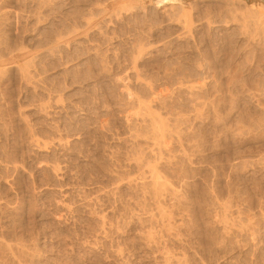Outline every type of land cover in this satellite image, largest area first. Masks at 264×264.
Returning a JSON list of instances; mask_svg holds the SVG:
<instances>
[{
    "label": "rangeland",
    "instance_id": "374dc122",
    "mask_svg": "<svg viewBox=\"0 0 264 264\" xmlns=\"http://www.w3.org/2000/svg\"><path fill=\"white\" fill-rule=\"evenodd\" d=\"M9 1L5 9L10 11L4 9L7 15L0 19L1 53L5 59L19 56L21 66L26 64L23 57L27 55L24 60H30L28 69L34 78L33 85L24 84L19 70L12 67L10 89L13 98L18 99L17 106L10 111L0 102V264H163L159 252L156 250L154 254L152 250L155 247L144 244L147 231L152 235L156 230L154 236H161L160 233L166 236V239L156 237L158 247L160 241L166 240L161 250L168 248L169 255L182 260L186 256L189 260L185 258L184 264H264V214H261L264 213V30L251 18H241L238 13L236 20H232L226 8L220 10V6L227 7L231 0H180L182 3L166 0L161 3L158 2L162 0H136L134 3V0L130 5L134 12L126 8L124 11L128 13L122 14V18L107 23L106 17H100L105 24L98 17L95 20L99 24L93 20L87 24V20L90 11L106 0H51L50 5L44 6L34 0ZM239 2L257 10L264 4V0ZM239 2L234 0V5ZM180 4L186 10L190 9L188 4L192 5L188 10L191 22L187 20V25L179 19L183 18ZM14 11L21 12H18L17 23ZM181 23L187 26L185 32ZM72 28L75 32L67 38V30L70 32ZM60 34L66 38L59 40L63 43L58 42V50L51 45ZM141 45L142 48L144 45L143 50ZM50 47L56 52L53 57L48 55ZM137 49H141V54ZM125 84L132 96L136 93L135 96L155 109V114L163 117L172 135L177 134L171 140L166 139L165 156L161 161L147 157L148 130L142 134L145 128L139 124L137 109L132 111L131 104L129 107L126 103L128 98L122 90ZM49 95L54 96V100L61 98L60 104L54 106L53 100L48 103ZM124 101L127 105L121 103ZM44 103L45 106L51 103L47 107L50 114L46 116L39 113V105ZM13 114L23 139L16 141L17 144L11 137ZM28 129L41 140L50 142L49 148L36 150L26 145L24 137ZM135 134L141 135L137 141L133 138ZM17 145L22 147L24 155L19 183L11 168ZM138 155H143V159ZM137 157L144 161L148 158L147 164L159 163L156 168L163 174L161 178H166L167 183L170 181L172 188L176 186L179 196L173 188L177 195H165L175 199L164 195L161 197L164 202L160 200L162 205H157L155 198L153 201L154 191L142 186L139 179L142 170L134 162ZM56 164L58 173L50 171ZM173 200H177L176 203L171 202ZM228 201L231 208L227 210L228 206L223 204L229 205ZM155 202L156 207L162 209L163 206V211L172 212H169L172 215L169 222L160 223L164 226L170 223L173 229L177 227L178 237L170 226L168 232L173 230L176 237L173 232L167 235L163 232ZM221 209L225 213L220 212ZM190 212H194L197 221L190 217ZM218 212L225 217L230 213L227 222ZM100 216L105 221L103 229L96 220ZM217 219L219 223L228 224V231L224 228L225 222L218 224ZM191 220L195 221L191 222L192 226ZM233 222L243 227L247 224L246 228L251 229H247L248 232ZM151 228L156 230L152 232ZM171 234L173 236H169ZM7 246L14 252L10 253ZM20 249H24L23 254ZM114 250H120L123 255ZM175 257L173 263L178 260ZM199 258H205V262L200 263ZM176 261L178 264L179 260Z\"/></svg>",
    "mask_w": 264,
    "mask_h": 264
},
{
    "label": "bare ground",
    "instance_id": "6f19581e",
    "mask_svg": "<svg viewBox=\"0 0 264 264\" xmlns=\"http://www.w3.org/2000/svg\"><path fill=\"white\" fill-rule=\"evenodd\" d=\"M8 1L9 0H0V19H1V17L5 14V16L7 15V10H9V9H5L6 7H7V5L9 4L8 3ZM16 1H18V0H16ZM34 1H37L38 3H40V4H42L43 6L44 5H50L51 4V0H34ZM133 1L134 0H106V1H102V2H100V3H98L96 6H95V8H93L91 11H90V13H89V15H90V18H89V20H87L88 21V23L87 22H85V23H87V24H89L90 22V20H93V22H95V21H97V20H95V19H97L96 17H98V18H100V17H102V19H103V17H106V19H107V21H105L106 23L107 22H109V21H113V19H115L116 21H117V19L118 18H122V14H126V13H128L127 12V10H129L130 9V11L129 12H134V10L133 9H131L133 6H131V8H130V5H132V3H133ZM163 1H165V0H162V1H159L158 3H161V2H163ZM167 1H169V2H174V3H177V2H179V3H182V1H180V0H166V2ZM225 1V0H224ZM232 2H230L229 4H226V6L227 7H225V5H224V7L222 6H220L219 8H220V10L221 9H225L226 8V10H225V12H228L229 14H231V16H232V20H236V15L239 13L240 15H238L239 17H241L242 18V16H243V18H247V19H249V18H251L252 19V22H255V23H257L259 26H260V30H264V29H262V28H264V4H260L259 6H258V10L256 9H254L253 7H251L250 6V8L248 7H245V4L244 5H242V3L241 2H239V0H238V2H239V4L236 6V5H234V0H231ZM9 2H11V0L9 1ZM33 2V1H32ZM55 2V1H54ZM136 2V0L134 1V3ZM228 2V1H227ZM8 3V4H7ZM157 3V4H158ZM173 3V4H174ZM236 3V2H235ZM241 3V4H240ZM37 5H39V4H37ZM135 5V4H134ZM136 5H137V3H136ZM135 5V6H136ZM181 6V8L179 9V11H181L180 13L182 14V16H183V18L181 17V14H180V17L181 18H179L180 20L182 19L183 20V22L185 23V21H186V24L185 25H187V20H190V21H188V22H191V19H189L190 18V12L188 13V10L190 11V9L192 8L191 6V4H188V6L190 5V9H188V10H186L183 6H182V4H180ZM221 5V4H220ZM172 6H174V5H172ZM171 6V7H172ZM177 6V5H176ZM179 6V5H178ZM217 6V5H216ZM245 8H244V7ZM10 7V6H9ZM8 7V8H9ZM37 7V6H36ZM41 8V7H40ZM126 8H128L126 11H124ZM136 8H137V6H136ZM170 8V7H169ZM176 8H178V7H176ZM215 8V7H214ZM7 11V12H5V10ZM89 9V8H88ZM139 9V8H138ZM137 9V10H138ZM172 9V8H171ZM13 10V9H12ZM29 10V9H28ZM141 10V9H140ZM140 10H138V11H140ZM170 10V9H169ZM10 11V10H9ZM176 11V10H175ZM192 11V10H191ZM210 11V10H209ZM242 11V12H241ZM14 12H17V11H14ZM18 12H20V11H18ZM18 12L17 13H15V22L17 23V19L18 18H20L19 17V14L21 13H19L18 14ZM79 12V11H78ZM161 12V11H160ZM165 12H167V11H165ZM172 12V11H171ZM221 12V11H220ZM10 13V12H9ZM12 13V12H11ZM10 13V14H11ZM135 13H136V11H135ZM143 13V12H142ZM162 13V12H161ZM168 13V12H167ZM10 14H8V16L10 15ZM12 14H14V13H12ZM32 14H34V13H32ZM139 14V13H138ZM152 14V13H151ZM227 14V13H226ZM78 15H79V13H78ZM83 15V14H82ZM130 15V14H129ZM173 15V14H172ZM207 15V14H206ZM245 15H247V16H245ZM11 16V15H10ZM26 16V15H25ZM126 16V15H125ZM148 16V15H147ZM165 16H166V13H165ZM169 16V15H168ZM230 16V17H231ZM23 17V16H22ZM172 17V16H171ZM175 17V16H174ZM192 17V16H191ZM205 17V16H204ZM208 17V16H207ZM228 17H229V15H228ZM7 18V17H6ZM84 18H87V17H84ZM168 18V17H167ZM241 18H239V19H241ZM11 19V18H10ZM10 19H9V21H10ZM14 19V18H13ZM28 19V18H27ZM83 19V18H82ZM101 19V18H100ZM101 19V20H102ZM207 19V18H206ZM210 19V18H209ZM212 19V18H211ZM219 19V18H218ZM251 19H250V21H251ZM21 20V19H20ZM84 20V19H83ZM109 20V21H108ZM131 20V19H130ZM129 20V21H130ZM171 20V19H170ZM225 20V19H224ZM232 20H230V21H232ZM80 21V20H79ZM85 21V20H84ZM103 21V20H102ZM103 21V23L105 24V22ZM116 21H114V22H116ZM119 21V20H118ZM176 21V20H175ZM202 21V20H201ZM206 21V20H205ZM211 21V20H210ZM209 21V22H210ZM223 21V20H222ZM229 21V20H228ZM3 22V21H2ZM20 22V21H19ZM19 22H18V24H19ZM92 22V21H91ZM92 22V23H93ZM167 22V21H166ZM171 22V21H170ZM177 22H181V21H177ZM220 22V21H219ZM225 22H227V20H225ZM224 21H223V23H225ZM91 23V24H92ZM97 23H98V21H97ZM113 23V22H112ZM138 23V22H137ZM206 23H208V21H206ZM211 23H212V21H211ZM221 23V22H220ZM228 23V22H227ZM255 23H252V25L253 24H255ZM69 24V23H68ZM94 24V23H93ZM99 24V23H98ZM98 24H96V28H97V25ZM180 24V23H179ZM182 24V23H181ZM190 23H188V25H189ZM212 24H214V23H212ZM83 25V24H82ZM107 25V24H106ZM177 25H178V23H177ZM183 25L184 24H182L181 25V27L183 28ZM184 25V26H185ZM209 25V24H208ZM15 26H16V24H15ZM101 26V25H100ZM226 26V25H225ZM254 26V25H253ZM258 26V27H259ZM261 26H262V28H261ZM1 27L2 26H0V45H1V43H2V31H1ZM52 27V26H51ZM69 27V26H68ZM86 27V26H85ZM89 26H87V28H88ZM92 27V26H91ZM99 27V26H98ZM102 27V26H101ZM105 27V26H104ZM180 27V28H181ZM186 27L187 26H185V28H183L184 29V32L186 31ZM254 27H256V25L254 26ZM65 29H67L66 27H64ZM70 28V27H69ZM84 28V27H83ZM106 28V27H105ZM189 28V27H188ZM257 28V27H256ZM62 29V28H61ZM74 28H72V30H70V32L67 30V38L70 36V34H74V32H75V29L73 30ZM89 29V28H88ZM176 29V28H175ZM182 29V30H183ZM259 29H257V31H260ZM60 30V29H59ZM90 30V29H89ZM99 30H100V28H99ZM172 30V29H171ZM181 30V31H182ZM234 30V29H233ZM77 31V30H76ZM97 31H98V28H97ZM187 31H189V30H187ZM231 31V30H230ZM48 32V31H47ZM69 32V33H68ZM100 32H102L101 30H100ZM7 33V32H6ZM242 33V32H241ZM4 34V33H3ZM100 34V33H99ZM103 34V33H102ZM185 34H187V32L185 33ZM189 34V33H188ZM262 34H264V31H262ZM105 35V34H104ZM103 35V36H104ZM241 35V34H240ZM239 35V36H240ZM99 36V35H98ZM108 36V35H107ZM238 36V35H237ZM50 37V36H49ZM59 37V38H58ZM57 37V39L55 38L54 40H56L55 41V43H52V45L51 46H53L54 48H57L58 49V42H59V40L61 39H65L66 38V36H64V35H59ZM71 37V36H70ZM180 37V36H179ZM106 38V37H105ZM108 38V37H107ZM110 38V37H109ZM177 38V37H176ZM70 39V38H69ZM5 41V40H4ZM7 41V40H6ZM68 41V40H67ZM107 41V40H106ZM135 41V40H134ZM65 42V41H64ZM57 43V44H56ZM59 43H63V42H59ZM81 43V42H80ZM138 43V42H137ZM137 43H136V45H137ZM51 44V43H50ZM50 44H48V45H50ZM54 44V45H53ZM55 44H56V46H55ZM69 44V43H68ZM135 44V43H134ZM133 44V45H134ZM141 44V43H140ZM139 44V45H140ZM47 45V46H48ZM60 45V44H59ZM94 45V44H93ZM98 45V44H97ZM7 46V45H6ZM46 46V45H45ZM65 46V45H64ZM69 46V45H68ZM147 46V45H146ZM67 47V46H66ZM112 47V46H111ZM137 47H138V45H137ZM54 48H51L50 47V49L48 50V55H50V56H52L53 57V55H54V52H55V50H54ZM94 48V47H93ZM135 48H136V46H135ZM134 48V49H135ZM140 48H142V45H141V47ZM143 48H144V45H143ZM143 48H142V50H143ZM62 49V48H61ZM1 50H2V48H1V46H0V102L2 101V103L5 105V106H7L8 108H9V110L10 111H12L14 108H15V106H17V103H18V99H14L13 98V96H12V94H13V90L12 89H10V87L13 85L12 84V77L9 75V71H10V69L12 68V67H16V69L17 70H19V73H20V80H21V82H23L24 84H28L29 83V86H30V83H31V81H32V79L34 78V77H31L32 75L30 74L31 73V71L29 72V69H28V67H29V65H30V63L29 64H27V62L28 61H30V60H28V61H26L25 62V60L24 59H26L27 57V55L25 56V57H23V61H24V63L23 64H25V65H23V66H21L20 64H19V62H20V60H18L19 58V56H14V55H12L10 58H7V59H5L4 58V56H3V54L1 53ZM59 50V49H58ZM105 50V49H104ZM103 50V51H104ZM110 50V49H109ZM112 50V49H111ZM133 50V49H132ZM57 51V50H56ZM139 51H141V49L140 50H138L137 49V52L139 53ZM20 52H22V51H20ZM98 52V51H97ZM102 52V51H101ZM133 52H135V51H133ZM160 52V51H159ZM27 53V52H26ZM56 53V52H55ZM89 53V52H88ZM103 53V52H102ZM22 54V53H21ZM27 54H29V53H27ZM58 54H59V52H58ZM107 54V53H106ZM139 54H141V53H139ZM103 55H104V53H103ZM136 55H137V53H136ZM135 55V56H136ZM38 56V55H37ZM99 56H100V54H99ZM134 56V55H133ZM8 57V56H7ZM31 57V56H30ZM55 57V56H54ZM101 57V56H100ZM32 58V57H31ZM36 58V57H35ZM96 58V57H95ZM20 59H22V57H20ZM133 60H135V59H133ZM132 60V63L133 62H135V61H133ZM19 61V62H18ZM61 61V60H60ZM100 61V60H99ZM101 62H102V59H101ZM103 63V62H102ZM101 63V65H103ZM76 64H78V63H76ZM99 64V63H98ZM135 64V63H134ZM134 64H132V66L134 65ZM63 65V64H62ZM82 65V64H81ZM105 67V66H104ZM30 68V67H29ZM34 68V67H33ZM83 68V67H82ZM134 68V67H133ZM102 69H103V67H102ZM131 69V68H130ZM129 69V70H130ZM135 69V68H134ZM87 70H89V69H87ZM105 70H107V69H105ZM183 70V69H182ZM192 70V69H191ZM190 70V71H191ZM196 70V69H195ZM135 71H136V69H135ZM104 72H106V71H104ZM91 73V72H90ZM138 73V72H137ZM137 73H135L136 75L135 76H137V81L139 80V75L137 74ZM87 75V74H86ZM167 75V74H166ZM97 76V75H96ZM120 76V75H119ZM132 76H134V75H132ZM178 76V75H177ZM188 76H190V75H188ZM88 77H89V75H88ZM103 77H105V76H103ZM141 77V76H140ZM163 77V76H162ZM176 77V76H175ZM95 78V77H94ZM126 78H128V77H126ZM136 78V77H135ZM143 78V77H142ZM170 78V77H169ZM122 79V78H121ZM133 80V79H132ZM136 80V79H135ZM141 80V79H140ZM139 80V81H140ZM143 80V79H142ZM122 81V80H121ZM127 81V80H126ZM144 81H146V80H144ZM174 81V80H173ZM179 81H180V79H179ZM178 81V82H179ZM181 81H184V80H181ZM15 82V81H14ZM36 82V81H35ZM115 82V81H114ZM129 82V81H128ZM142 82V81H141ZM149 82V81H148ZM188 82V81H187ZM187 82H184L185 84L187 83ZM19 83V82H18ZM33 83H34V80H33ZM38 83V82H37ZM121 83V82H120ZM143 83V82H142ZM145 83H147V82H145ZM145 83H144V85H145ZM150 83V82H149ZM182 83V82H181ZM181 83H178L177 85H179V84H181ZM181 84V85H185V84ZM21 84V83H20ZM32 84V83H31ZM114 84V83H113ZM140 84V83H139ZM138 84V85H139ZM189 84V83H188ZM33 85V84H32ZM126 85V84H125ZM123 86V94H125L126 96H127V98H128V101L126 102V101H124V103L126 102V103H128V106L131 104V106H129V107H131L132 108V111H134L133 109H137L136 111V116H138V118L137 119H139V121L141 122H139V124H142V127H143V129L145 128L146 129V131H145V129H144V131H143V133L142 134H144V132H147V130H148V132L146 133L147 135V137H149V139L148 140H150V141H148V140H146V142H147V145H148V148H149V150H148V152H147V157H151L150 159H153L154 161H161V159L163 158V155L165 154V149H164V143L166 142V139H170L171 140V138H172V136H174V135H177V134H174V135H172V133H171V131L169 130L170 128H168L167 126H166V121L164 122V120L162 119L163 117L162 116H160V115H158V114H155L153 111L155 110H152L151 109V106L149 105V104H147V103H145V102H143V101H141L138 97H140V96H135V92H133V93H135L134 94V96H132V94L129 92V90L127 89L128 87H127V85L126 86ZM175 85V84H174ZM20 86V85H19ZM116 86V85H115ZM122 86V85H121ZM145 86H149V85H145ZM187 86H189V85H187ZM25 87V86H24ZM139 87V86H138ZM141 87V86H140ZM181 87H183V86H181ZM45 88V87H44ZM107 88V87H106ZM115 88V87H114ZM121 88V87H120ZM178 89H179V87H177ZM176 88V89H177ZM184 88V87H183ZM185 88H186V86H185ZM187 88H189V87H187ZM126 91H125V90ZM151 88H148V90H150ZM50 90V89H49ZM127 90H128V92L130 93H128L127 92ZM191 90H193L192 88H191ZM18 91H19V89H18ZM151 91V90H150ZM109 92V91H108ZM117 92V91H116ZM132 92V91H131ZM155 92V91H154ZM53 93V92H52ZM122 93V92H121ZM121 93H120V95H121ZM195 93V92H194ZM113 94V93H112ZM142 94V93H141ZM119 95V94H118ZM153 95V94H152ZM122 96H124V95H122ZM189 96H190V94H189ZM17 97V96H16ZM47 97V96H46ZM57 97V96H56ZM58 97H61V95L60 96H58ZM18 98V97H17ZM125 98V97H124ZM150 98V97H149ZM152 98V97H151ZM154 98V97H153ZM42 99V98H41ZM58 99V100H57ZM143 99V98H142ZM146 99V98H145ZM47 100V99H46ZM50 100H53L52 101V103L54 102L55 103V105L54 106H56L57 104H58V102H59V104H60V101L62 100L61 98H56V100H54V96L52 97V96H48V103H49V101ZM127 100V99H126ZM144 100V99H143ZM156 100V99H155ZM159 100V99H158ZM117 101H119V100H117ZM123 101V100H122ZM153 101V100H152ZM159 102V101H158ZM53 103V104H54ZM123 105H127L126 103L124 104L123 102H121ZM130 103V104H129ZM52 104V105H53ZM119 104V103H118ZM122 104H119V106L120 105H122ZM165 104V103H164ZM51 105V103L49 104V106ZM72 105V104H71ZM49 106H45V103L44 104H40L39 105V113H42V114H44L45 116L47 115V114H50V113H48V109H47V107H49ZM127 106V107H128ZM25 107V106H24ZM124 107V106H123ZM58 108V107H57ZM57 108H54V109H57ZM50 109V108H49ZM51 109H53V108H51ZM54 109H53V111H54ZM60 109V108H59ZM65 109V108H64ZM131 110V109H130ZM58 113V112H57ZM135 113V112H134ZM157 113V112H156ZM133 114V113H132ZM160 114V113H159ZM20 115V114H19ZM168 115V114H167ZM166 115V116H167ZM13 116H14V114H13ZM168 116H170V115H168ZM11 117H12V115H11ZM132 117V116H131ZM135 117V116H134ZM22 118V117H21ZM24 118V117H23ZM48 118V117H47ZM181 118V117H180ZM24 119H26V116H25V118ZM132 119H133V117H132ZM165 119V118H164ZM177 119V118H176ZM22 120V119H21ZM27 120V119H26ZM25 120V121H26ZM136 120V119H135ZM167 120V119H166ZM178 120V119H177ZM11 123H12V125H11V137H13V139L15 140V143H16V141H17V143H19L20 141H22L23 139H22V136H20V134L18 133V123L16 122V118H15V116L13 117V118H11ZM25 121H24V123H25ZM175 121V120H174ZM181 121V120H180ZM133 122V121H132ZM177 122V121H176ZM17 123V124H16ZM129 123H130V121H129ZM135 124V123H134ZM138 124V123H137ZM173 124V123H172ZM176 124V123H175ZM174 124V125H175ZM10 125V124H9ZM173 125V126H174ZM7 126V125H6ZM26 127V126H25ZM170 127V126H169ZM182 127V126H181ZM28 128V127H27ZM179 128V127H178ZM6 129V128H5ZM63 129V128H62ZM135 129V128H134ZM173 129V128H172ZM171 129V130H172ZM131 130V129H130ZM133 130V129H132ZM58 131V130H57ZM73 131H74V129H73ZM135 131H136V129H135ZM138 131V130H137ZM140 131V130H139ZM141 131H142V129H141ZM130 132V131H129ZM173 132H175V131H173ZM131 133V132H130ZM134 133H136V132H134ZM138 133V132H137ZM141 133V132H140ZM177 133V132H176ZM178 133H180V132H178ZM5 134V133H4ZM132 134V133H131ZM185 134V133H184ZM60 135V134H59ZM130 137H131V135H129ZM180 136V135H179ZM179 136H178V138H179ZM186 136V135H185ZM77 137V136H76ZM141 137V135H137V134H135V137L133 136V138H135V140L136 139H138L139 140V138ZM175 137V136H174ZM25 139H26V141L28 142V144H26V145H31L32 147H35L36 148V150H41V149H46V148H49V146L51 145V143L50 142H46L45 140L43 141V140H41L40 139V137H38V136H36V133H33L32 131H31V129L29 130H26L25 131V137H24ZM142 138H143V135H142ZM44 139V138H43ZM58 139V138H57ZM56 139V140H57ZM131 139V138H130ZM47 140V139H46ZM143 140V139H142ZM58 141H59V143L61 144V138H60V136H59V139H58ZM137 141V140H136ZM135 141V142H136ZM180 141V140H179ZM63 142V141H62ZM16 143V144H17ZM179 143V142H178ZM15 144V145H16ZM50 144V145H49ZM132 144V143H131ZM142 144H144V143H142ZM146 144V143H145ZM146 145V146H147ZM18 146V145H17ZM135 146V145H134ZM136 147H138V146H136ZM4 148V147H3ZM139 148V147H138ZM137 148V149H138ZM136 149V148H135ZM143 149V148H142ZM141 149V150H142ZM167 149V148H166ZM141 150H139V151H141ZM2 151V150H1ZM135 151V150H134ZM170 151V150H169ZM167 152V151H166ZM22 147H19L18 146V148L16 149V151H15V159H14V161L12 162L13 164V166L11 167L12 168V174L14 173V178L16 179V182L17 183H19V178H20V169L21 168H24V167H21L22 165L21 164H23L24 165V158H23V156L24 155H22ZM173 153V152H172ZM8 154V153H7ZM137 154V153H136ZM145 154V153H144ZM139 156V158L140 159H143L142 158V156H140V155H138ZM165 156V155H164ZM170 156V155H169ZM146 157V158H147ZM138 158V157H137ZM138 158V160L137 161H134V162H136V166L139 168V169H141L142 171V173H140V181H142V186H144V187H146V188H150V189H152L154 192V194L152 193V190H148L147 189V191H151V193H152V195H154V197H153V201H154V198H155V201L157 202V205L158 204H161L160 203V200H164L163 198H161L162 196H164L165 195V193L166 194H169V195H173L174 196V191H176V186L175 187H173V188H175V190L172 188V186H170L171 185V183H170V185H169V180H167V181H169L168 183L166 182V180H164V179H166V178H161L162 176H163V174H161L160 175V173H158V169L156 168L157 167V165L159 164H156V165H151L149 162H148V164H147V162H145L144 160H140ZM18 159V160H17ZM135 159H136V156H135ZM164 159V158H163ZM162 159V160H163ZM167 159V158H166ZM169 159V158H168ZM173 159V158H172ZM152 161V160H151ZM167 161V160H166ZM5 162V161H4ZM131 162V161H130ZM164 162V161H163ZM169 162H170V160H169ZM2 163V162H1ZM167 163V162H166ZM150 164V165H149ZM6 165H8V164H6ZM55 165V164H54ZM159 166H160V164H159ZM50 167V166H49ZM4 168V167H3ZM49 170V169H48ZM5 171H6V169H5ZM50 171H52V172H54V173H58V171H59V165L58 164H56V166H51L50 167ZM171 171H173V170H171ZM160 175V176H159ZM166 175V174H165ZM6 176V175H5ZM11 176V175H10ZM61 176V175H60ZM167 176V175H166ZM1 177V176H0ZM130 178H132V177H130ZM135 178V177H134ZM8 179V178H7ZM133 180V179H132ZM125 181H127V180H125ZM5 182V181H4ZM134 183V182H133ZM132 183V184H133ZM137 183V182H136ZM180 185V184H179ZM14 186V185H13ZM12 186V187H13ZM142 188V187H141ZM117 189V188H116ZM143 189V188H142ZM174 190V191H173ZM212 190V189H211ZM111 191H113V190H111ZM123 191V190H122ZM214 191V190H213ZM221 191V190H220ZM136 192H137V190H136ZM177 193H178V191H176ZM212 192V191H211ZM231 192V191H230ZM150 193V194H151ZM144 194V193H143ZM149 194V195H150ZM175 195H177V194H175ZM185 195V194H184ZM211 195V194H210ZM221 195V194H220ZM165 196H167V197H170V196H168V195H165ZM178 196H179V193H178ZM181 196V195H180ZM212 196H213V194H212ZM218 196V195H217ZM148 197H150V196H148ZM152 197H150V198H152ZM175 197H177V196H175ZM161 198V199H160ZM171 198V197H170ZM172 198H174V197H172ZM171 198V199H172ZM217 198V197H216ZM218 198H220V197H218ZM70 199H72V198H70ZM74 199V198H73ZM81 199V198H80ZM175 199V198H174ZM246 199V198H245ZM259 199V198H258ZM20 200V199H19ZM85 200V199H84ZM166 200H169V198H166ZM214 200V199H213ZM219 200V199H218ZM86 201V200H85ZM150 201V203H153V202H151V200H149ZM177 201V200H176ZM176 201H171V202H175L176 203ZM178 201H179V197H178ZM210 201V200H209ZM222 201V200H221ZM250 201V200H249ZM248 201V202H249ZM59 202V201H58ZM90 202V201H89ZM142 202V201H141ZM148 202V201H147ZM156 202L154 203V205H155V207H156ZM164 202V201H163ZM162 202V203H163ZM166 202V201H165ZM168 202V201H167ZM211 202V201H210ZM219 202V201H218ZM217 202V203H218ZM230 201H228V204L229 205H227V203L225 204H223V205H226L225 207H227L226 209L228 210V208L230 207V203H229ZM238 202V201H237ZM19 203V202H18ZM17 203V204H18ZM137 203V202H136ZM169 204H171L170 202H168ZM56 204V203H55ZM60 204V203H59ZM69 204V203H68ZM144 204V203H143ZM142 204V205H143ZM211 204V203H210ZM222 204V203H221ZM221 204H220V207H222V209L224 208L223 207V205L221 206ZM244 204H246V203H244ZM243 204V205H244ZM262 204H264V203H262ZM65 205V204H64ZM75 205V204H74ZM154 205H153V208H154ZM162 205V204H161ZM164 206H165V204H163ZM172 205H175V204H172ZM182 205V204H181ZM232 205V204H231ZM15 206V205H14ZM94 206V205H93ZM150 206V205H149ZM167 206V205H166ZM165 206V207H166ZM168 206H171V205H168ZM183 206V205H182ZM189 206V205H188ZM211 206V205H210ZM217 206V205H216ZM249 206V205H248ZM6 207H8V206H6ZM68 207V209H69V207H71V206H67ZM76 207V206H75ZM139 207V206H138ZM147 207V206H146ZM160 206H157L156 208H157V213L159 212V214H157L158 216H160V217H158L159 219H160V221L158 222V224H161L162 222H163V224L165 223V221L166 222H169V217H170V213H172V212H170V210L168 211L167 209V212L165 211V209H164V211L162 210L163 209V206H162V209H161V207L159 208ZM164 207V208H165ZM171 207H173V206H171ZM170 207V208H171ZM184 207H185V205H184ZM236 207V206H235ZM86 208V207H85ZM231 208V207H230ZM251 208V207H250ZM34 209V208H33ZM68 209H67V211H68ZM74 209V208H73ZM140 209H141V207H140ZM142 209H143V207H142ZM146 209V208H145ZM158 209H159V211H158ZM187 209H189V208H187ZM187 209H185V210H187ZM220 210V212L221 211H223V210H225V208L223 209V210ZM8 210V209H7ZM94 210V209H93ZM133 210V209H132ZM154 210V209H153ZM192 210H193V208H192ZM192 210H190V211H192ZM231 210V212H232V209H229V211ZM73 211V210H72ZM90 211V210H89ZM152 211V210H151ZM214 211V210H213ZM226 211V210H225ZM225 211H223L224 213H225ZM228 211V212H229ZM246 211V210H245ZM64 212V211H63ZM95 212V211H94ZM154 212V211H153ZM153 212H152V217H153ZM170 212V213H169ZM179 212V211H178ZM188 213H189V210L187 211ZM220 212H218L219 214H220ZM222 212V213H223ZM227 212V211H226ZM50 213V212H49ZM61 213V212H60ZM93 213V212H92ZM91 213V214H92ZM134 213V212H133ZM136 213V212H135ZM146 213V212H145ZM169 213V215H166V214H168ZM183 213H184V211H183ZM191 213V212H190ZM217 213V212H216ZM215 213V214H216ZM132 214V213H131ZM192 214V213H191ZM193 214H194V212H193ZM193 214H192V216H190V217H193ZM228 214V213H227ZM232 214V213H231ZM237 214V213H236ZM261 214H264V213H261ZM56 215V214H55ZM93 215V214H92ZM95 215H98V218H99V214H96L95 213ZM143 215V214H142ZM146 215V214H145ZM148 215V214H147ZM146 215V216H147ZM165 215V216H164ZM175 215V214H174ZM179 215V214H178ZM183 215V214H182ZM189 215V214H188ZM187 215V216H188ZM221 215V214H220ZM228 215H230V213L228 214ZM228 215H226V217L224 216V215H221V216H224V217H222V218H226V222H227V218H228ZM238 215V214H237ZM3 216V215H2ZM144 216V215H143ZM149 216H151V215H149ZM196 216V215H195ZM195 216L193 217V220L195 219ZM220 216V217H221ZM234 216V215H233ZM246 216V215H245ZM262 216H264V215H262ZM97 217V216H96ZM103 217V216H102ZM166 217V218H165ZM171 217H172V215H171ZM170 217V218H171ZM189 217V218H190ZM200 217V216H199ZM213 217H214V215H213ZM216 217V216H215ZM218 217H219V215H218ZM217 217V218H218ZM219 217V218H220ZM236 217V216H235ZM98 218H96V220L97 221H99V223H100V228L101 229H103L104 228V225H105V221H103V220H101V216H100V219L98 220ZM139 218V217H138ZM155 218V217H154ZM182 218H183V216H182ZM186 218V217H185ZM90 219V218H89ZM130 219V218H129ZM186 219H188V218H186ZM192 219V218H191ZM238 219V218H237ZM236 219V220H237ZM141 220V219H140ZM152 220V219H151ZM154 220H156V218L154 219ZM162 220V221H161ZM171 220H173V219H171ZM175 220V219H174ZM196 220V219H195ZM221 220V218L219 219V221ZM233 220V219H232ZM232 220H231V222H232ZM249 220V219H248ZM139 221V220H138ZM143 221V220H142ZM157 221V220H156ZM155 221V222H156ZM178 221V220H177ZM180 221L181 222H183L182 221V219H180ZM179 221V222H180ZM197 221V220H196ZM217 222L216 223H218V224H222V223H224L225 221H221L220 223L218 222V219L216 220ZM161 222V223H160ZM171 222V221H170ZM181 222H180V224H181ZM190 222V224H191V222H192V220L191 221H189ZM195 222V221H194ZM194 222H192V223H194ZM211 222V221H210ZM214 222H215V220H214ZM225 222V223H226ZM230 221H229V224L231 223ZM237 222V221H236ZM235 222V223H236ZM98 223V224H99ZM140 223V222H139ZM157 223V222H156ZM171 223H173V222H171ZM187 223V222H186ZM224 223V225H225V227L223 226V225H221V226H223L225 229H227V231H228V227H226L228 224L226 223L225 224ZM234 223V222H233ZM234 223V224H235ZM112 224V223H111ZM173 224H175V223H173ZM178 224V223H177ZM241 224V223H240ZM249 224V223H248ZM259 224V223H258ZM97 225V224H96ZM150 225V224H149ZM162 225V224H161ZM160 225V227H162L163 228V232L164 233H166V235H167V233H170V232H168L169 231V226H170V228H172L171 227V225L172 224H170V223H166V225L164 226V225H162L161 226ZM176 225V224H175ZM189 225V224H188ZM193 225H195V224H193ZM236 226H237V224H235ZM243 224H241V225H238V226H241L242 228H243V230H245V228H246V225L243 227L242 226ZM253 225V224H252ZM251 225V226H252ZM108 226V225H107ZM112 226V225H111ZM142 226V225H141ZM150 226H152V224L150 225ZM173 226V225H172ZM178 226V225H177ZM191 226H192V224H191ZM237 226V227H238ZM247 226H249V225H247ZM159 227V228H160ZM175 227V226H174ZM180 227V226H179ZM223 227H221L223 230H224V228ZM230 227V226H229ZM231 227H233V225L231 226ZM231 227H230V229H231ZM236 227V228H237ZM241 227H240V229H241ZM95 228V227H94ZM115 228H118V227H115ZM150 228V227H149ZM165 228V229H164ZM177 228V227H176ZM176 228H174L175 229V231L177 232V233H175L176 234V236H177V234H178V230L176 229ZM181 228V227H180ZM187 228V227H186ZM239 228V227H238ZM148 229V228H147ZM153 229H155V228H153ZM173 229V228H172ZM173 229V230H174ZM192 229V228H191ZM233 229V228H232ZM240 229L238 230L237 229V231H240ZM248 229V227L246 228V230ZM249 229H251V228H249ZM248 229V230H249ZM150 230V229H149ZM151 230H152V228H151ZM156 230V229H155ZM154 230V231H155ZM160 231L162 230V229H159ZM173 230H172V232H173ZM222 230V231H223ZM247 230V231H248ZM253 230V229H252ZM104 231V233L106 232L105 230H103ZM145 231H147V230H145ZM153 230H152V232H154ZM160 231H159V233H160ZM166 231V232H165ZM224 231H226V230H224ZM223 231V232H224ZM226 231V233L228 234V233H230V232H227ZM241 231H242V229H241ZM97 232V231H96ZM95 232V233H96ZM99 232V231H98ZM108 232V231H107ZM171 232V233H172ZM222 232V233H223ZM249 232V231H248ZM150 231H147V236H145L144 237V239H146V242H144V244L146 243L148 246H152V247H155V248H152V247H148V248H152V250L154 249V254H155V251L157 250V252H159L158 254H159V256L161 255V259L162 260H160V261H162L163 262V264H172L173 263V259H174V257L176 256H174L173 257V255L171 256V255H169L168 253H167V250H169L168 248L167 249H165L166 251H162L161 249H162V245L164 246L165 244H163L164 242H162V241H160L161 242V248L160 247H158V241H159V239H166V238H164V237H166V236H162V233H160L161 234V236L160 235H158L159 236V239L158 238H156V237H158V236H154V234H156L157 233V230H156V232L153 234L152 233V235H150ZM193 233V232H192ZM247 232H245V234H246ZM100 234V233H99ZM111 234V233H110ZM146 234V233H145ZM173 234H174V232H173ZM175 234H174V237H176L175 236ZM224 234V233H223ZM227 234H225V236L227 235ZM241 234V233H240ZM103 235V234H102ZM138 235V234H137ZM164 235V234H163ZM189 235V234H188ZM238 235V234H237ZM254 235V234H253ZM21 236V235H20ZM169 236H173L172 234L171 235H169ZM198 236V235H197ZM228 236V235H227ZM104 237H106L105 235H104ZM160 237H163V238H160ZM178 237V236H177ZM2 238V237H1ZM21 238V237H20ZM168 238V237H167ZM173 238V237H172ZM24 239V238H23ZM104 239V238H103ZM178 239V238H177ZM177 239H175V240H177ZM185 239V238H184ZM214 239V238H213ZM1 240V239H0ZM16 240H17V238H16ZM25 240V239H24ZM101 240V239H100ZM111 240V239H110ZM143 240V239H142ZM189 240V239H188ZM218 240V239H217ZM225 240V239H224ZM15 241V240H14ZM19 241V240H18ZM21 241V240H20ZM143 241H145V240H143ZM17 242V241H16ZM27 242V241H26ZM101 242V241H100ZM110 242V241H109ZM167 242V241H166ZM171 242V241H170ZM184 242V241H183ZM220 242V241H219ZM223 242V241H222ZM18 243H20V242H18ZM185 243V242H184ZM189 243V242H188ZM212 243H214V242H212ZM217 243V242H216ZM215 243V244H216ZM7 244V243H6ZM16 244V243H15ZM21 244H23V242L21 243ZM20 244V245H21ZM146 244H145V247H146ZM221 244V243H220ZM260 244V243H259ZM1 245V244H0ZM5 245V244H4ZM4 245H2V246H4ZM19 244H17V246H18ZM19 245V246H20ZM91 245V244H90ZM199 245V244H198ZM218 245V244H217ZM13 246V245H12ZM23 246V245H22ZM29 246V245H28ZM104 246V245H103ZM168 246V245H167ZM167 246H165V248L167 247ZM186 246H188V245H186ZM5 247V246H4ZM8 247L10 248V246H7L6 248L8 249ZM121 247V246H120ZM215 247H217V246H215ZM220 247V246H219ZM12 248V247H11ZM11 248L10 249H8V250H10V253H13V252H11ZM19 248H22V247H19ZM147 248V249H148ZM218 248V247H217ZM17 249V248H16ZM120 249V248H119ZM12 250H13V248H12ZM17 250H19V249H17ZM22 250H24V249H22ZM21 249H20V251H21V254H23L24 252L22 251ZM117 250V249H116ZM149 250V249H148ZM152 250H150V251H152ZM254 250V249H253ZM19 251V252H20ZM26 251H28V250H26ZM105 251V250H104ZM115 251V250H114ZM23 252V253H22ZM115 252H120V254L122 253L120 250L119 251H115ZM156 252V253H157ZM170 252V251H169ZM27 253V252H26ZM111 253V252H110ZM152 253H153V251H152ZM171 253V252H170ZM194 253V252H193ZM210 253V252H209ZM15 254V253H14ZM13 254V255H14ZM30 254V253H29ZM107 254V253H106ZM149 254V253H148ZM171 254H173V252L171 253ZM195 254H197V253H195ZM12 255V256H13ZM25 255V254H24ZM116 255H118L117 253H116ZM115 255V257H117ZM121 255H123V254H121ZM127 255V254H126ZM179 255V254H178ZM186 255V254H185ZM184 255V256H185ZM18 256V255H17ZM150 256V255H149ZM154 256V255H153ZM158 256V255H157ZM156 256V257H157ZM192 256V255H191ZM196 256V255H195ZM253 256V255H252ZM25 257V256H24ZM27 257V256H26ZM29 257V256H28ZM27 257V258H28ZM119 257H120V255H119ZM124 257V256H123ZM151 257V256H150ZM177 257V256H176ZM175 257V258H176ZM182 257V256H181ZM29 258H31V257H29ZM158 258V257H157ZM178 258V260L179 261H181V263L182 264H184L183 262H185L184 260H186L187 258H186V256L184 257V260H182V259H180V257H177ZM186 258V259H185ZM203 258V257H202ZM251 258V257H250ZM2 259H4V258H2ZM20 259V258H19ZM119 259V258H118ZM122 259V258H121ZM120 259V260H121ZM131 259V258H130ZM155 259V258H154ZM153 259V260H154ZM200 260H201V258H199ZM205 259V258H204ZM201 260V262L200 263H204L205 262V260ZM13 260V259H12ZM23 260V259H22ZM119 260V261H120ZM122 260H124V259H122ZM158 260V259H157ZM177 260V259H176ZM175 260V261H176ZM177 260V261H178ZM187 260H189V259H187ZM126 260H124V262H125ZM160 261H157V262H160ZM175 261H174V263L173 264H175ZM176 261V262H177ZM179 261H178V264H179ZM183 261V262H182ZM122 262V261H121ZM155 262H156V259H155ZM161 262V263H162ZM27 263V262H26ZM116 263V262H115ZM190 263V262H189ZM196 263V262H195ZM205 263H207V262H205ZM204 263V264H205ZM118 264V263H117ZM124 264V263H123ZM129 264V263H128ZM208 264V263H207Z\"/></svg>",
    "mask_w": 264,
    "mask_h": 264
}]
</instances>
